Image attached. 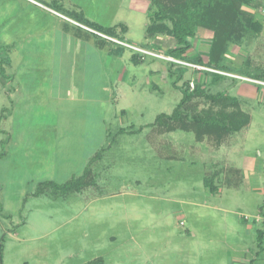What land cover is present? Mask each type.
Returning <instances> with one entry per match:
<instances>
[{
	"label": "rangeland",
	"instance_id": "rangeland-1",
	"mask_svg": "<svg viewBox=\"0 0 264 264\" xmlns=\"http://www.w3.org/2000/svg\"><path fill=\"white\" fill-rule=\"evenodd\" d=\"M95 1L87 9L102 5L103 26L128 29L117 27L121 39L102 34L101 49L92 47V34L82 35L86 43L72 41L45 10L0 0V41L8 46L0 52L2 264H230L233 251L253 252V218L264 196L244 190L238 173L245 155L259 149L264 157V83L225 74L234 79L210 86V93L235 97L251 119L219 148L193 132L161 131L155 119L173 112L182 84L209 78L164 60L174 41L146 33L149 0ZM263 10L264 0L241 7L261 31L229 43L223 59L264 81ZM211 36L198 29L188 53L200 51L206 61ZM121 43L127 46L119 55ZM133 52L141 63L131 62ZM178 69H185L180 80ZM206 107L200 102L198 109ZM88 169L90 186L59 190ZM45 182L52 185L37 194Z\"/></svg>",
	"mask_w": 264,
	"mask_h": 264
},
{
	"label": "trees",
	"instance_id": "trees-1",
	"mask_svg": "<svg viewBox=\"0 0 264 264\" xmlns=\"http://www.w3.org/2000/svg\"><path fill=\"white\" fill-rule=\"evenodd\" d=\"M149 1L151 11L149 24L146 26V33L150 36L154 34L163 35L175 42L173 47L166 49L164 56L221 73L235 74L251 80L263 81L255 76H243L237 70L225 64L223 59L229 43L240 42L243 37L250 34H258L261 31L262 23L241 11L242 6H251L256 0ZM51 5L81 27L88 29L86 31L81 29V27L72 26L75 33L80 35L83 33L82 30H84V34H92L97 39L101 38L99 44L102 48L107 41L97 33L121 39V35L116 31L117 27L123 29L121 30L122 33L126 32V28L122 24L108 28L102 27L88 20L81 10L63 9L62 5L56 3V1H53ZM198 29L212 32V36L208 41V50L204 53L206 61L202 59V55L198 51H193L192 54L188 53L189 49L192 48L191 42L196 39ZM7 47V45H3L0 42V52H6ZM123 50V46L116 48L119 55L123 53ZM130 60L134 64H139L142 62V57L139 52H133ZM0 61L3 63L2 59ZM2 69L3 67L0 65V74H3ZM184 70H176L177 79L182 77ZM193 70L203 73L204 79L209 78V81H201L200 78L186 80L181 86L182 98L173 112L169 115L161 114L157 116L155 125L161 127V131L164 132L176 130L193 132L197 141L202 142L205 139H209L218 145L230 134L238 132L241 128L247 126L249 116L241 110L235 97H231L222 91H218L215 94L209 92L210 86L217 84L221 77L229 76L207 70ZM176 80L173 82L174 85ZM191 82L193 83L192 89H190L189 85ZM200 102H203L207 107L198 109ZM89 171V169L88 171L86 170V174L81 178L72 180L66 185L59 187V190L67 192L68 190H77L81 186H90L91 184L87 181V179H90ZM83 179H86V181ZM204 183L210 193H217V186L210 184L208 179ZM50 184L49 182L42 183L37 194L40 195L42 193L43 186L47 187ZM54 189H57V187ZM262 236L263 233L258 232L259 242ZM0 264H2V245H0Z\"/></svg>",
	"mask_w": 264,
	"mask_h": 264
},
{
	"label": "crops",
	"instance_id": "crops-1",
	"mask_svg": "<svg viewBox=\"0 0 264 264\" xmlns=\"http://www.w3.org/2000/svg\"><path fill=\"white\" fill-rule=\"evenodd\" d=\"M20 1H21V3L25 2V5L28 4L30 7L34 8V10L35 9L45 10V12L49 13L53 17L60 19L62 21V26H63V27L61 26L62 28L60 27V29L63 32H65L64 34L67 35V37H72L70 39L72 41H75L76 43H81V41L85 42V43L87 42V39H82V35L86 36V34H84V30L87 31L88 29H85V28L81 27L75 21H73L72 19H70L69 17H67L66 15L61 13L60 11L56 10L55 8H53L52 5H51V3L53 1H56V3L62 5L63 9H66V10H75V11H78V10L80 11L81 10L83 13L86 14V15L84 14V16L88 20H90V21H92V22H94L96 24H99L102 27L108 28V27H111V26L116 24L114 22L112 23V21H111V23H109V24H106L104 26L102 25V24H104L100 20V19H103V18H101V8H103L102 5L99 6L100 9H98L97 12L96 11H92V12L88 11L87 7L88 6L90 7L91 4H93V6H94V4L96 2L95 0H88V1L87 0H60V1H58V0H48L47 2L45 1L46 3H42V2H40L38 0H20ZM64 5H66V6H64ZM93 6H92V8H93ZM24 8H26V9H22V12H25V14L28 13L27 15H30L31 12H29V10L27 9V6H25ZM105 8H106L105 11L109 12L107 10V7H105ZM117 9L118 8H116L115 11ZM19 13L21 15V12H19ZM32 13H33V16H34V12H32ZM114 16H115V12H113V14L111 15L112 20H113ZM33 18H35V21H37L38 18H39V20L42 21L41 22L42 25L43 26L45 25V21L42 19L43 17L35 16ZM119 24H122V23H119ZM72 26L73 27H76V26L77 27H81V29H84V30H82L83 33H81L80 35H79V33H75V30L72 28ZM29 28H31V27H29ZM11 29L14 31V28H11ZM24 29H26V25L25 24H24ZM42 29L46 30L47 28H42ZM127 30L128 29H126V32H127ZM40 31H41V29H39L37 32L39 33ZM23 34H26V33H23ZM100 39L101 38L97 39L96 36L93 37L94 41H93V43L91 42L92 43V47L98 45L99 48L101 49L102 47L99 44L100 43ZM199 41H200V43L202 42L201 40H199ZM0 42L3 45L7 44V43L2 42V41H0ZM94 43H97V44H94ZM173 45H174V42H173ZM166 49L167 48H165L164 51H166ZM159 50H161V48ZM243 78L245 79L243 81H247L249 83L253 82L255 85H260V84L264 83V81L251 80V79H248V78H245V77H243ZM248 90L255 91L257 94H259V90L258 89L256 90L254 88V89L251 90V88H250ZM249 95H251V93ZM250 120L251 119H250V116H249V122H248L247 126H245V127L249 126ZM245 127H243V128H245ZM243 128H241V129H243ZM230 135H232V134H230ZM229 136H227V137H229ZM226 138H224L221 141V143L218 144V145L215 144L214 142L211 145L213 147L219 148L221 146V144L226 140ZM241 162H242V167H241V171H239L238 174L239 175L241 174V179H242L241 183L244 186V190L252 192V193H257L259 196H264V178H262V180H261V176L264 175V157H262V152L259 149H256L254 154L252 152L251 155L250 154L249 155H245L244 159L241 160ZM242 213L241 214L239 213L240 217L243 218V220H245V222H247L248 221L247 215L246 214H242ZM253 219H254L253 225H255V224L259 225L258 226L259 228L256 230L257 231L256 238H258V232H261V233H263L262 239L260 240V242L258 241V239L256 240V244H255V248H254L253 252H251V250H248V251L245 250L243 252L242 251H233L232 253H230V257H229L230 259L229 260L231 261L232 264H234V263H238V264H242V263L243 264L244 263L245 264H261V263H259L260 260H258V258H259L258 254L262 253L264 255V208L263 207L260 208L259 210H257V213L255 214ZM245 225H247V227H246L247 232L250 233L251 232V226L249 225L248 222Z\"/></svg>",
	"mask_w": 264,
	"mask_h": 264
},
{
	"label": "built area",
	"instance_id": "built-area-1",
	"mask_svg": "<svg viewBox=\"0 0 264 264\" xmlns=\"http://www.w3.org/2000/svg\"><path fill=\"white\" fill-rule=\"evenodd\" d=\"M262 14L264 15V10L262 11ZM97 34H98V33H97ZM98 35L101 36V37L103 36V35H101V34H98ZM109 40H112V39H109ZM121 46H127V45L121 43ZM134 50L137 51L136 48H135ZM138 51H141V50H138ZM142 53L147 55V53L144 52V51H142ZM148 54H149L150 56L152 55V56L155 57V58H159V57H157L155 54H154V55H153L152 53H148ZM164 58H165V59H164ZM164 58H163V59H164L165 61H169V62L174 63V64H176V65L187 66V67L193 68V69H195V70H207V71H210V72H216V73H219V74H223V75H225V73H221V72H218V71H214V70H211V69H207V68H204V67H201V66L191 65V64L185 63V62H183V61H180V60L174 59V58H172V57H168V58L164 57ZM189 85H190V89H192V88H193V83L191 82Z\"/></svg>",
	"mask_w": 264,
	"mask_h": 264
}]
</instances>
